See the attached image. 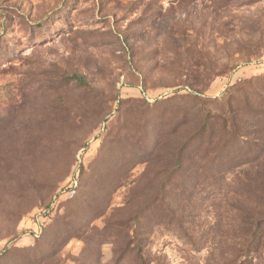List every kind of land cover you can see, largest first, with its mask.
I'll use <instances>...</instances> for the list:
<instances>
[{
	"label": "rangeland",
	"instance_id": "1",
	"mask_svg": "<svg viewBox=\"0 0 264 264\" xmlns=\"http://www.w3.org/2000/svg\"><path fill=\"white\" fill-rule=\"evenodd\" d=\"M252 216L264 0H0V264H232Z\"/></svg>",
	"mask_w": 264,
	"mask_h": 264
},
{
	"label": "trees",
	"instance_id": "2",
	"mask_svg": "<svg viewBox=\"0 0 264 264\" xmlns=\"http://www.w3.org/2000/svg\"><path fill=\"white\" fill-rule=\"evenodd\" d=\"M207 124H204L201 128V135L206 130ZM159 137H161L159 135ZM181 148L175 156L177 164L181 163V160H184L186 155V149ZM250 220L247 217L243 219L244 230V241L242 242L241 247V260L239 262H234L232 264H255V255L264 247V217H254ZM42 230V229H41ZM134 238V236H132ZM137 238L134 240L131 239L127 244V253L136 254L139 264H152L144 252V245L142 246V241H138L137 247L135 246ZM133 245V246H132Z\"/></svg>",
	"mask_w": 264,
	"mask_h": 264
}]
</instances>
